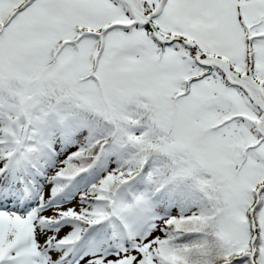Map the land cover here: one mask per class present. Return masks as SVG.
<instances>
[{"label":"snow or ice","instance_id":"obj_1","mask_svg":"<svg viewBox=\"0 0 264 264\" xmlns=\"http://www.w3.org/2000/svg\"><path fill=\"white\" fill-rule=\"evenodd\" d=\"M0 264H264V0H0Z\"/></svg>","mask_w":264,"mask_h":264}]
</instances>
